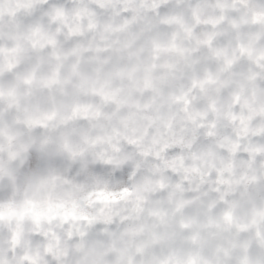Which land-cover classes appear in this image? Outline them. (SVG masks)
<instances>
[{"label":"clouds","instance_id":"clouds-1","mask_svg":"<svg viewBox=\"0 0 264 264\" xmlns=\"http://www.w3.org/2000/svg\"><path fill=\"white\" fill-rule=\"evenodd\" d=\"M0 264H264V0H0Z\"/></svg>","mask_w":264,"mask_h":264}]
</instances>
